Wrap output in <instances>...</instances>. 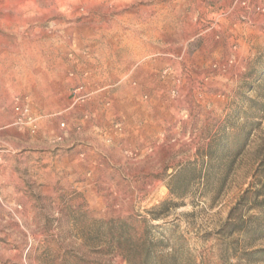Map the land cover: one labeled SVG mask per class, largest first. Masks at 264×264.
<instances>
[{
  "label": "rangeland",
  "instance_id": "1",
  "mask_svg": "<svg viewBox=\"0 0 264 264\" xmlns=\"http://www.w3.org/2000/svg\"><path fill=\"white\" fill-rule=\"evenodd\" d=\"M263 154L264 0H0V264H262Z\"/></svg>",
  "mask_w": 264,
  "mask_h": 264
},
{
  "label": "trees",
  "instance_id": "2",
  "mask_svg": "<svg viewBox=\"0 0 264 264\" xmlns=\"http://www.w3.org/2000/svg\"><path fill=\"white\" fill-rule=\"evenodd\" d=\"M245 142H246V139L244 140V138L243 140L239 141L236 144L233 152L230 154V159L224 164L220 165V167L223 168L222 179L220 181L221 185L224 183L227 173H229L230 170L232 169L234 159L237 155H239L240 151L243 149ZM205 157H207L209 161H211L214 158L212 157L211 152H207L205 154ZM205 166L206 165L204 164V167ZM261 167L264 168V154L262 155V158H261ZM205 170L206 168H203V169L200 168L197 170L196 162H191V163L186 164L180 170L176 171L170 177L169 184L167 185L170 196L173 199L182 201L180 204H175L176 206L184 205L183 201L185 200L186 197H188V192L186 188L188 185L187 182L190 181V183H192L193 181H198V180L204 179L205 177H206L205 179L208 180V176H206ZM208 185H209V182L206 181L205 186H208ZM261 186L264 188V183H262ZM247 195H248V191H246L245 194L239 198L237 205L233 207L231 211L229 212L228 220L223 225L224 230H228L230 233L234 231H242L241 225L243 221L241 219L232 218V214L235 210H237V208L240 205L247 204ZM260 196H262L261 199H259ZM202 197H207L211 202H214L219 197V191H212V192L204 191L202 193ZM254 197L255 198L253 200V204H251L252 205L251 207L259 209L261 213L260 216L257 217V219L259 220V224L255 226L254 231L260 233L261 231H264V193L262 189L257 190L255 192ZM167 203L168 201H165L162 203V205L164 206ZM232 220L235 222H231ZM254 255L257 259L256 260L257 262L264 264V248L255 250Z\"/></svg>",
  "mask_w": 264,
  "mask_h": 264
}]
</instances>
